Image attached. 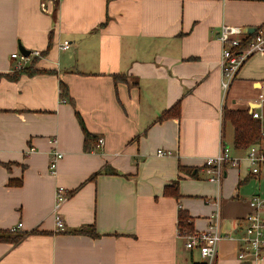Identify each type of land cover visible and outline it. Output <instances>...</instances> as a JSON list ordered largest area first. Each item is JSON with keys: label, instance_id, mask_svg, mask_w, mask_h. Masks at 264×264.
Instances as JSON below:
<instances>
[{"label": "crops", "instance_id": "obj_1", "mask_svg": "<svg viewBox=\"0 0 264 264\" xmlns=\"http://www.w3.org/2000/svg\"><path fill=\"white\" fill-rule=\"evenodd\" d=\"M223 23L261 26L264 0H0V228L37 230L0 242V264L202 262L178 236V213L202 231L215 201L232 237L218 243L216 264H264L238 258L264 177L250 173L247 148L233 147L223 119L224 107L253 110L264 129V55H252L224 95ZM19 44L39 50L33 67L49 72L12 79ZM76 112L102 144L84 150ZM224 145L237 163L216 182L204 160ZM54 151L62 156L50 173ZM104 168L113 172L90 178ZM59 186L74 191L58 209L63 231L52 213ZM87 225L98 236L72 233Z\"/></svg>", "mask_w": 264, "mask_h": 264}, {"label": "built area", "instance_id": "obj_2", "mask_svg": "<svg viewBox=\"0 0 264 264\" xmlns=\"http://www.w3.org/2000/svg\"><path fill=\"white\" fill-rule=\"evenodd\" d=\"M252 39H248L246 29L223 23L218 32V40L222 44L220 57V69L222 72L221 89L225 95L230 84L235 79L240 68L255 53L264 52V23L257 27L253 32ZM247 42V45H243ZM69 41L64 40L60 44L61 49L69 47ZM39 50L31 51L28 55L20 52H14L11 57L16 60L14 69H21L30 64L32 59L40 57ZM253 118H259L256 111H250ZM264 137V129L261 131ZM102 139H98V145L102 144ZM31 150V149H30ZM167 152L158 149V155H164ZM62 156L58 151L51 155L49 172L55 173L58 159ZM246 159L250 166V173L255 177H264V145L252 144L247 148ZM237 159L230 154L227 146H222L214 156L207 157L204 160L206 172L210 180L220 182L225 171L226 164H236ZM67 199V193L62 186L56 188L55 204L52 208L54 223L57 231H63L64 222L58 212L63 201ZM214 212L210 215L206 229L202 231H193L190 234H184L178 229V236L184 240V246L188 250H196L202 259L203 264H216L218 253V243L224 237L231 236L222 233L220 229V204L215 201ZM250 211L243 217L244 234L239 238L242 246L238 253L239 259L249 256L254 261L264 260V199L257 194H253L249 200ZM20 224L10 228L11 231L19 230Z\"/></svg>", "mask_w": 264, "mask_h": 264}, {"label": "trees", "instance_id": "obj_3", "mask_svg": "<svg viewBox=\"0 0 264 264\" xmlns=\"http://www.w3.org/2000/svg\"><path fill=\"white\" fill-rule=\"evenodd\" d=\"M260 27V26H258ZM254 33L248 34V39H252ZM244 46L247 45V42H244ZM35 58L32 59L30 64L25 65L21 69H17L14 71L13 75L11 76L12 79L18 78L22 74L26 75H33L36 73H47L48 70L45 69H36L34 68ZM62 94L63 96H67V89L64 84H62ZM171 114L170 110L165 111L162 114V117H168ZM173 115H179V106L176 104L174 106ZM76 116L79 120V123L83 130V146L84 150L89 151L91 147L94 145L93 143H97L98 139L94 134L89 132L84 125V122L81 116L76 112ZM223 119L230 122L233 126V147L236 149H246L252 144H259L263 142L264 144V137L261 134L262 126L261 122L258 118H253L252 115L248 112L247 109H229L224 107L223 109ZM1 164V162H0ZM180 171H185L186 168L179 166ZM100 172H113L112 169L104 168L93 175L90 176L91 179L95 178L97 174ZM190 172V171H187ZM15 183V182H14ZM17 184L20 183L19 181L16 182ZM171 186L174 187L175 191L173 195L175 197L178 196L176 192L177 181L171 183ZM168 186L166 187V189ZM74 191L67 193V197L71 195ZM191 220L189 215L186 211L180 209L178 213V229L180 232L184 234H190L194 230L191 226ZM37 230H33L29 233L27 232H19V230L11 231L10 229H1L0 228V242H8L12 244H16L21 241L25 236L30 233H35ZM72 233L78 234H87L92 237L98 236L96 233L95 228L93 225L82 226L78 229H74ZM194 264H203L202 262H197Z\"/></svg>", "mask_w": 264, "mask_h": 264}, {"label": "water", "instance_id": "obj_4", "mask_svg": "<svg viewBox=\"0 0 264 264\" xmlns=\"http://www.w3.org/2000/svg\"><path fill=\"white\" fill-rule=\"evenodd\" d=\"M256 30V27H246V31L248 34H252ZM18 50L23 55H28L31 51L25 49L21 44L18 45ZM243 264H250V263H243Z\"/></svg>", "mask_w": 264, "mask_h": 264}, {"label": "rangeland", "instance_id": "obj_5", "mask_svg": "<svg viewBox=\"0 0 264 264\" xmlns=\"http://www.w3.org/2000/svg\"><path fill=\"white\" fill-rule=\"evenodd\" d=\"M254 55V54H253ZM255 55H264V53H258V54H255ZM261 144H263V142H261ZM264 145V144H263ZM239 253V252H238ZM254 261V260H253Z\"/></svg>", "mask_w": 264, "mask_h": 264}]
</instances>
